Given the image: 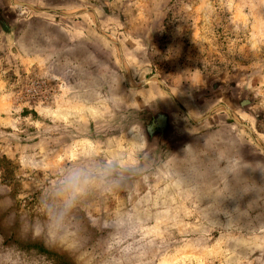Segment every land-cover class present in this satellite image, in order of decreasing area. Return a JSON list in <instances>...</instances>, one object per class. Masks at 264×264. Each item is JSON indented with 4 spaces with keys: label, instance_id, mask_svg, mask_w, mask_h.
Wrapping results in <instances>:
<instances>
[{
    "label": "rangeland",
    "instance_id": "374dc122",
    "mask_svg": "<svg viewBox=\"0 0 264 264\" xmlns=\"http://www.w3.org/2000/svg\"><path fill=\"white\" fill-rule=\"evenodd\" d=\"M0 264H264V0H0Z\"/></svg>",
    "mask_w": 264,
    "mask_h": 264
},
{
    "label": "clouds",
    "instance_id": "9594fccd",
    "mask_svg": "<svg viewBox=\"0 0 264 264\" xmlns=\"http://www.w3.org/2000/svg\"><path fill=\"white\" fill-rule=\"evenodd\" d=\"M123 166L120 158L113 157L100 164L84 159L67 167L45 197L48 222L52 225L62 222L89 190L117 186L118 169Z\"/></svg>",
    "mask_w": 264,
    "mask_h": 264
}]
</instances>
